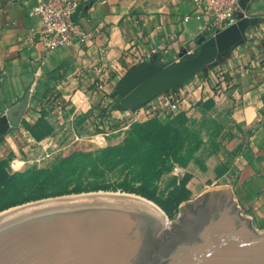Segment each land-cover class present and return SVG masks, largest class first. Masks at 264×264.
<instances>
[{
	"label": "crops",
	"instance_id": "obj_1",
	"mask_svg": "<svg viewBox=\"0 0 264 264\" xmlns=\"http://www.w3.org/2000/svg\"><path fill=\"white\" fill-rule=\"evenodd\" d=\"M39 1L0 0V165L14 174L13 163L33 162L38 147L67 136L72 119L85 139L109 134L104 146L116 145L108 142L122 132L114 94L129 71L214 59L171 91L185 127L203 125L194 160L204 165L202 181L229 186L242 215L264 233V0H247L238 29L223 33L193 16L189 0H96L78 14L86 38L52 52L33 36ZM104 64L113 68L99 91ZM178 115L158 119L168 124Z\"/></svg>",
	"mask_w": 264,
	"mask_h": 264
},
{
	"label": "water",
	"instance_id": "obj_2",
	"mask_svg": "<svg viewBox=\"0 0 264 264\" xmlns=\"http://www.w3.org/2000/svg\"><path fill=\"white\" fill-rule=\"evenodd\" d=\"M236 29L237 24L221 32ZM213 62L135 68L117 86V109L135 112ZM9 210L0 213V264H264V233L242 215L229 186L181 203L175 221L144 199L116 193Z\"/></svg>",
	"mask_w": 264,
	"mask_h": 264
},
{
	"label": "trees",
	"instance_id": "obj_3",
	"mask_svg": "<svg viewBox=\"0 0 264 264\" xmlns=\"http://www.w3.org/2000/svg\"><path fill=\"white\" fill-rule=\"evenodd\" d=\"M213 105L214 100L210 99L204 107L211 110ZM184 122V115L180 113L168 124L158 118L138 122L125 132L119 144L101 147L79 142L56 154L41 169L10 174L3 163L0 165V203L6 204L0 207V213L30 201L98 191L134 193L170 213L169 207L160 200L163 192L158 183L172 171L174 164L186 169L195 160L201 143L198 131L192 133ZM189 179L191 175H185L169 195L177 191L175 199L183 201Z\"/></svg>",
	"mask_w": 264,
	"mask_h": 264
},
{
	"label": "built area",
	"instance_id": "obj_4",
	"mask_svg": "<svg viewBox=\"0 0 264 264\" xmlns=\"http://www.w3.org/2000/svg\"><path fill=\"white\" fill-rule=\"evenodd\" d=\"M96 0H40L38 5L31 10V15H35L40 20V27L33 34L35 39L39 41L43 49L46 51H56L65 47L75 40H83L86 38V33L81 26L78 14L85 7L95 3ZM194 6L196 12L193 16L197 19L205 18L206 28L213 31H224L227 28L234 26L238 22V18L242 13L241 0H189ZM191 16L185 18L188 21ZM111 65L101 66V75L98 83V90L103 91L107 81L108 70ZM222 76V75H221ZM217 96L222 97L224 90L216 87ZM182 102L177 92L170 91L160 95L148 105L133 113L126 114L123 112V118L126 121L121 131L129 129L133 124L147 121L153 118H158L161 114L171 112L174 115L180 113ZM122 113V112H121ZM144 118V119H143ZM72 119L70 125L65 131L67 136V144L59 149V152L64 151L79 142H90L96 146L105 143L109 134H97L88 139H85L79 131V126ZM101 139L97 140V138ZM96 138V140H95ZM46 148V144L43 146ZM102 147V146H101ZM14 168V163L12 164ZM173 171H178L179 167L175 166ZM178 179L181 176L178 175Z\"/></svg>",
	"mask_w": 264,
	"mask_h": 264
},
{
	"label": "rangeland",
	"instance_id": "obj_5",
	"mask_svg": "<svg viewBox=\"0 0 264 264\" xmlns=\"http://www.w3.org/2000/svg\"><path fill=\"white\" fill-rule=\"evenodd\" d=\"M114 95H115V98H116L115 102L119 103V101L121 99V94L118 91H116V93ZM116 109H117V105H116ZM121 112L120 113L118 112V115H117V117H115V120H114L116 127L118 126L120 128H122L125 125V123L123 124V122L126 121V119L123 118L124 114L121 113ZM123 112H128L129 113L130 111H123ZM128 113H126V114H128ZM204 124H206V122ZM199 128L202 129L203 125L201 127L195 126L194 128H191V132L193 133V131H197ZM127 130H125V131H127ZM122 133H123V131L120 132V133L116 132V134L112 135L108 139V142L109 143H113V142H116V143L119 142L120 143V142H122V140L125 137V134L121 135ZM92 136H94V135H92ZM92 136L88 135V137H92ZM99 139H101V137L97 138V140H99ZM67 140H68L67 137L65 138V137L62 136V137H60L59 140H55V141L53 140L51 142L46 143V148L38 147L37 150L35 151V154L29 158L31 160L33 158V162L23 164V163H20L19 161H17V162L14 163V168L12 169V171H11V169H10V171L12 173H17V172H23V171H25L27 169H32V168H37V169L45 168L46 166H48L54 160L55 155L59 153V149L62 146H64L65 144H67V142H68ZM95 140H96V138H95ZM104 144H102L100 146L104 147ZM186 165H187V163H186ZM175 166H178L179 170L178 171H173L174 169H172V171L167 173V174H165L161 178L159 183H158L160 191L163 192V195L160 196V200H161V202L164 205H167L169 207V212L170 213H167L160 205L155 203L158 207H160V209L168 217V221H175L177 219V217L179 215V206H180L181 203L193 201L199 195H201L205 190L216 187V186H213V185H208L207 186V183L202 181V178L200 177V175L203 172H205V168H204L203 164L194 163V160H193L192 162L188 163L186 169L180 167L177 164H174L173 168ZM187 174L191 175V179H189V182L186 184L185 189H184L185 193H186L185 194V199L180 202L178 199H175V197L177 195V191L172 196L169 195V193L172 192V191H175L176 186H179L180 182L182 181V179ZM178 175L181 176V179H178ZM175 181H176V183H175ZM100 192H103V193L104 192L105 193H122V194L137 195V194H134V193H126V192H122V191H118V192H114V191H98V193H100ZM90 193H92V192H90ZM82 194H84V193H82ZM76 195H79V194L66 195V196H62V197H69V196H76ZM138 196H140V195H138ZM54 198H59V197H54ZM48 199H53V198H44V199H39V200H35V201H30L28 203H24V204L18 205L16 207H20V206H24L26 204L34 203V202L41 201V200H48ZM12 201H15V200H10V202H12ZM5 204H6L5 201L1 202L0 203V207H2ZM16 207H13V208H16ZM13 208H10V209H13Z\"/></svg>",
	"mask_w": 264,
	"mask_h": 264
},
{
	"label": "bare ground",
	"instance_id": "obj_6",
	"mask_svg": "<svg viewBox=\"0 0 264 264\" xmlns=\"http://www.w3.org/2000/svg\"><path fill=\"white\" fill-rule=\"evenodd\" d=\"M100 193H103V192H100ZM105 193V192H104ZM116 194H122V193H116ZM125 195H131V196H135V197H138V198H141V199H144V200H146V201H148L149 203H151V204H153L154 206H156L163 214H164V212L160 209V207H158L154 202H152V201H149V200H147V199H145V198H143V197H141V196H138V195H132V194H125ZM15 209V208H14ZM12 210V209H11ZM10 211V210H9ZM6 212H8V211H6ZM6 212H4V213H6ZM3 214V213H2ZM1 215V214H0ZM165 215V214H164Z\"/></svg>",
	"mask_w": 264,
	"mask_h": 264
}]
</instances>
